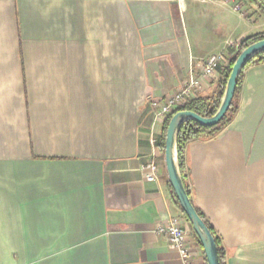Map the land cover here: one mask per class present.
I'll list each match as a JSON object with an SVG mask.
<instances>
[{
    "label": "crops",
    "instance_id": "0c3cea01",
    "mask_svg": "<svg viewBox=\"0 0 264 264\" xmlns=\"http://www.w3.org/2000/svg\"><path fill=\"white\" fill-rule=\"evenodd\" d=\"M188 1L0 0V264H182L156 233L183 216L150 103L264 33L246 0L251 20ZM221 80L195 98H218ZM233 109L216 137L184 147L185 185L223 264H264V63L244 69Z\"/></svg>",
    "mask_w": 264,
    "mask_h": 264
},
{
    "label": "built area",
    "instance_id": "2783aa9c",
    "mask_svg": "<svg viewBox=\"0 0 264 264\" xmlns=\"http://www.w3.org/2000/svg\"><path fill=\"white\" fill-rule=\"evenodd\" d=\"M202 5L213 2H220L229 5L231 10L251 20L248 11L244 8L243 0H192ZM234 49V45H228V49ZM226 50V51H227ZM228 65V57L225 50L211 57L200 59L197 63V75L191 73L189 78L184 81L181 90L171 96H167L161 101L150 103L153 115V126L157 124L164 125L166 119L184 102L194 100L196 92L200 90L205 79H217ZM150 145L157 147V140L150 135ZM145 180L155 182L158 178L157 165L151 160L144 167ZM156 233L163 235L168 239L170 247L175 251L182 264H204L200 259L198 250L193 246L194 236L192 230L188 227L187 221L183 217H169L156 227Z\"/></svg>",
    "mask_w": 264,
    "mask_h": 264
},
{
    "label": "water",
    "instance_id": "95a60500",
    "mask_svg": "<svg viewBox=\"0 0 264 264\" xmlns=\"http://www.w3.org/2000/svg\"><path fill=\"white\" fill-rule=\"evenodd\" d=\"M262 52H264V39L251 44L238 55L231 68L220 104L212 117L203 118L193 112L181 111L175 113L167 125L164 141V163L168 182L181 211L201 245L206 264H219L218 249L213 235L197 214L184 187L179 165L177 137L182 125L189 121L204 127L217 125L231 106L239 74L250 60Z\"/></svg>",
    "mask_w": 264,
    "mask_h": 264
},
{
    "label": "trees",
    "instance_id": "16d2710c",
    "mask_svg": "<svg viewBox=\"0 0 264 264\" xmlns=\"http://www.w3.org/2000/svg\"><path fill=\"white\" fill-rule=\"evenodd\" d=\"M246 1L248 2L249 5L254 7L257 11L261 12L262 15L264 16V1L263 0H246ZM263 39H264V33L258 34L255 36H251V37L241 41L237 45V50H236L235 55L229 59L227 67L224 69V71L221 74V79H222L221 80V90H220L218 98H216L215 100H212L209 98H196L194 100L184 102L183 104L178 106V108L173 112V114L170 115L166 119L164 126H163V130H162L161 142L159 144V148H160V152H161L162 156H164L165 133H166L167 125H168L171 117L175 113L181 112V111L193 112V113H195V114H197L203 118L212 117L214 115V113L216 112L219 104H220V101L222 99V96H223V93L225 90V86H226V82H227V79L229 77L231 68H232L235 60L237 59L238 55L245 48L250 46L251 44L256 43L258 41H261ZM259 63H264V52L260 53L259 55L254 57L252 60H250L246 64V66L243 68L241 73L239 74L236 89H235V94H234L233 100L231 102V106L228 109L225 116L223 117V119L217 125H215L213 127H204V126L199 125L193 121L186 122L185 124L182 125V127L179 131L178 137H177V150H178V157H179L180 172H181L184 187L186 189V192H187L189 198H190V193H189L187 186L185 185V172H184L183 161H182L184 147L186 146V144L193 142V141H206V140H209V139L216 137L229 124V122L232 119V115L234 113L233 101H234L235 96L237 95V93L239 91L243 71L246 67H248L250 65H254V64H259ZM169 187H170L173 199L175 201V204L179 207V204H178V202L174 196V193L172 191L170 184H169ZM195 210H196L197 214L199 215V217L204 221V223L206 224V226L210 230L211 234L213 235L214 240H215V244H216L217 249H218L219 264H223V253H222V248H221L220 241H219L218 237L214 233L212 227L205 220L203 215L199 212V210L196 208H195ZM181 213H182V216L185 218V220L188 222L187 218L185 217V215L183 214L182 211H181ZM193 234H194V232H193ZM194 237H195L198 245L201 247V245H200L195 234H194ZM205 264H206V260H205Z\"/></svg>",
    "mask_w": 264,
    "mask_h": 264
},
{
    "label": "rangeland",
    "instance_id": "374dc122",
    "mask_svg": "<svg viewBox=\"0 0 264 264\" xmlns=\"http://www.w3.org/2000/svg\"><path fill=\"white\" fill-rule=\"evenodd\" d=\"M185 2H186L187 4H191V2H190V1H188V0H185Z\"/></svg>",
    "mask_w": 264,
    "mask_h": 264
}]
</instances>
